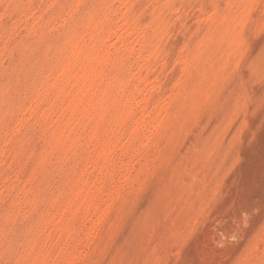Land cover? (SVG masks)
I'll return each instance as SVG.
<instances>
[{"label": "rangeland", "instance_id": "rangeland-1", "mask_svg": "<svg viewBox=\"0 0 264 264\" xmlns=\"http://www.w3.org/2000/svg\"><path fill=\"white\" fill-rule=\"evenodd\" d=\"M0 264H264V0H0Z\"/></svg>", "mask_w": 264, "mask_h": 264}]
</instances>
